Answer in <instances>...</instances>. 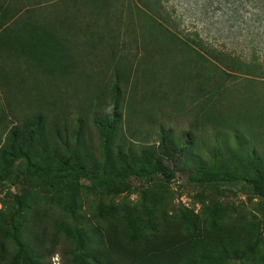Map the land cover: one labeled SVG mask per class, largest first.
I'll use <instances>...</instances> for the list:
<instances>
[{
    "label": "trees",
    "instance_id": "obj_1",
    "mask_svg": "<svg viewBox=\"0 0 264 264\" xmlns=\"http://www.w3.org/2000/svg\"><path fill=\"white\" fill-rule=\"evenodd\" d=\"M58 2L65 9L55 11L52 18L28 16L18 25L16 22L12 28L0 31V60L4 58L3 65L9 67L4 77L12 83L20 78L18 64L23 62L27 71L30 65L36 67L37 85L40 78L43 82H62L79 70L83 62L79 59L85 53L92 51L95 56H101L100 51L107 52L105 62L110 63L111 70L106 87L111 111L92 116L99 140L98 156L86 147L83 117L75 118L70 126L62 116L52 121L40 110L9 126L0 119L2 187L5 181H13L10 178L14 164L17 174L51 189H59L67 181L77 185V181L84 180L88 184L86 188L94 192L121 195L130 190L129 178L150 182L158 175L168 182L174 176L173 166L181 158L186 159L193 142L190 138L180 141L161 126L154 143L127 140L121 132L120 100L127 92L129 103L135 97L136 84L129 82L130 73L139 72L137 77L145 78L144 95L149 93L154 98V87H147L150 74H155L151 72L155 62L173 57L179 83L188 87L193 82L194 95L198 91L207 101L223 87V79L231 72L256 77L254 64L232 60L221 51L203 47L197 35L188 39L175 35L163 22L158 0H134L132 11L140 22L138 37L144 52L132 67L124 66L120 62L124 56L120 58L117 54L123 19L113 0H53L51 5ZM75 3L79 7L71 11ZM127 11L131 12L130 6ZM131 32L137 35L134 30ZM181 50L177 60L176 53ZM86 62L84 66L89 60ZM79 73L87 76L82 66ZM245 116L250 117L246 113L243 119ZM258 118H252L253 123ZM234 142L230 148L214 149L206 160L199 155L188 157L192 171L187 179L196 184L243 183L255 196H264V154L246 149L238 136H234ZM150 201L151 208L145 207L146 218L126 204H97L91 213L95 226L86 228L57 222L56 231L65 233L73 243L71 264H226L229 260H237L238 264H264V254L255 251L252 229L245 223V217L225 222L215 209L202 217L192 211L182 212L180 216L164 211L157 216L159 192L150 195ZM13 230L9 232L0 218V256L4 264H44L41 240L35 235L37 239L31 240L23 229ZM14 232L19 233L18 237ZM11 238L15 250L6 257L1 254L5 250L4 240Z\"/></svg>",
    "mask_w": 264,
    "mask_h": 264
},
{
    "label": "rangeland",
    "instance_id": "obj_2",
    "mask_svg": "<svg viewBox=\"0 0 264 264\" xmlns=\"http://www.w3.org/2000/svg\"><path fill=\"white\" fill-rule=\"evenodd\" d=\"M52 1L0 0V23L3 24L0 31L12 28L16 22L18 25L28 16L37 19L43 16L52 18L55 11L61 12L65 9L60 2L51 5ZM113 1L115 9L120 10L123 19L117 37V42L121 44H117L120 50L117 54L120 58L124 56L120 60L124 66L132 67L139 62L140 54L144 52L138 37L140 22L132 11L135 2ZM158 2V11L164 17L163 22L175 35L183 39L197 35L203 47L221 51L223 56L232 60L254 64L257 69L256 77L231 72L223 79V87L207 101L198 91L194 95L193 82L188 87L179 83L176 76L178 66L173 57L157 59L155 62V68L151 71L155 74H150L147 87H154V98L149 93L144 95L147 86L144 83L145 78L137 77L139 72L130 73L129 82L136 84L135 97L129 103L127 92L120 100L121 132L127 140L132 143H154L158 126H161L170 130L180 141H188L190 138L193 142L186 159L181 158L173 166L174 176L168 182L158 175L150 182L129 178L130 190L121 195L94 192L86 188L88 184L84 180L77 181V185L73 181H67L61 188L51 189L35 179L17 174L14 164V173L12 172L10 178L13 181L7 180L4 187L0 186V218L9 232L23 229L29 233L31 240H41L44 264H71L69 257L73 243L65 233L56 231L57 222L86 228L95 226L91 213L97 204H126L146 218L145 210L151 208L150 195L152 197L156 191L160 194V206L155 213L157 216L164 211L177 216L182 212L192 211L202 217L215 209L225 222L235 221L240 216L245 217V223L252 229L255 251L264 254V196H255L243 183L196 184L187 179V174L192 171L188 157L199 155L206 160L214 149L222 150L223 147L234 146V136H238L246 149L252 148L264 154V0ZM129 6L130 13L127 11ZM77 7L79 4L75 3L71 11ZM131 30L137 35H132ZM100 53L101 56H95L91 51L79 59L80 62L83 61L79 70L82 66L87 76L80 75L77 70L62 82H43V78H40L39 86L34 83L36 67L30 65V70L33 71H27L26 63L23 62L18 64L20 78L13 83L8 81L4 74L7 75L9 67L3 65L2 58V122L9 126L37 110L52 121L56 116H62L69 126L75 118L83 117L86 147L98 156L99 140L92 116L111 111L106 87L111 68L110 63L105 62L107 52ZM181 53L182 50L176 53L177 60ZM132 55L135 56L132 58ZM88 60V65L84 66ZM215 65L219 64L215 62ZM141 94L144 96L141 97ZM246 113L250 117L245 116L243 119ZM256 117L259 118L253 123L252 118ZM14 233L18 237L19 233ZM4 249L2 255L8 257L13 254L15 242L12 238L4 240ZM238 263L237 260H229L226 264ZM0 264H4L1 256Z\"/></svg>",
    "mask_w": 264,
    "mask_h": 264
}]
</instances>
